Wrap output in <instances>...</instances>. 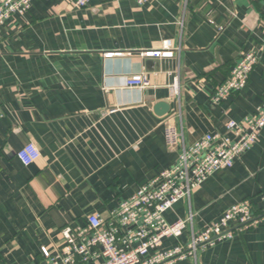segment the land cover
Segmentation results:
<instances>
[{"label": "crops", "instance_id": "crops-1", "mask_svg": "<svg viewBox=\"0 0 264 264\" xmlns=\"http://www.w3.org/2000/svg\"><path fill=\"white\" fill-rule=\"evenodd\" d=\"M31 0L0 26V264L43 261L60 229L102 217L176 161L165 144L172 123L191 143L255 112L264 97V0ZM183 28L178 21L182 18ZM170 39L173 57L146 56ZM258 63L247 84L220 104L209 96L246 52ZM144 73L150 86H125ZM178 83V92L172 83ZM166 103L159 113L154 105ZM31 141L40 157H16ZM264 128L231 167L207 177L165 213L173 223L195 212L200 231L229 205L264 209ZM230 226L234 228L231 222ZM188 226L180 236L186 242ZM176 238L163 239L162 249ZM174 264H264V225L235 230L193 259Z\"/></svg>", "mask_w": 264, "mask_h": 264}, {"label": "built area", "instance_id": "built-area-1", "mask_svg": "<svg viewBox=\"0 0 264 264\" xmlns=\"http://www.w3.org/2000/svg\"><path fill=\"white\" fill-rule=\"evenodd\" d=\"M91 0H73V6L82 8ZM142 5L149 0H136ZM31 0H0V26L14 14L26 13ZM182 18L178 25L183 28ZM160 49L145 52L146 56L173 57L180 46L168 38ZM258 54L243 53L231 67L228 76L211 91L209 100L220 104L243 88L258 63ZM125 86L140 90L150 86L144 73L125 77ZM172 90L178 92V83ZM4 112L0 107V118ZM225 132H205L191 143H186L183 133L172 123L165 125V144L177 152L176 162L163 169L151 181L141 185L137 191L122 198L105 218L98 213H88L83 225H65L60 229L62 242L47 249L42 247L43 261L26 264H174L177 260L195 259L197 253L216 241L230 238L235 230L264 225V209L256 214L253 199L246 198L224 208L214 220L207 222L200 231L192 229L195 212L189 209L184 218L173 223L165 219L166 211L182 198L189 200L191 193L200 187L211 174L231 167L248 151L264 128V97L251 115L238 121L225 123ZM41 155L40 149L31 141L23 143L16 152L19 161L28 166ZM260 198L264 201V191ZM234 224V228L230 223ZM190 227L186 242L180 236ZM176 238L173 248L162 249L163 239Z\"/></svg>", "mask_w": 264, "mask_h": 264}, {"label": "water", "instance_id": "water-1", "mask_svg": "<svg viewBox=\"0 0 264 264\" xmlns=\"http://www.w3.org/2000/svg\"><path fill=\"white\" fill-rule=\"evenodd\" d=\"M154 108L159 113H165L168 111V106L166 103L158 102L154 105Z\"/></svg>", "mask_w": 264, "mask_h": 264}]
</instances>
